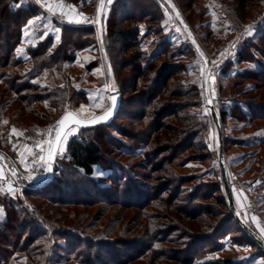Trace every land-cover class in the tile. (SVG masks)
<instances>
[{
  "label": "rangeland",
  "instance_id": "374dc122",
  "mask_svg": "<svg viewBox=\"0 0 264 264\" xmlns=\"http://www.w3.org/2000/svg\"><path fill=\"white\" fill-rule=\"evenodd\" d=\"M66 1L77 7L76 10L67 13L75 17L74 19L70 20L68 15L64 18L52 17L46 14L44 7L37 4L36 0H20L19 5L32 4L39 8V14L32 19L34 26H27V36H25L26 28L23 29L22 42L13 52L15 59L22 62L17 69L21 77L32 73L34 63L31 61L30 52L35 50L41 41L48 42V52L53 53L61 45L65 33L69 34L70 30L81 25L80 14L93 18L101 15L104 29L111 9L117 2V0H111V3L108 0ZM151 1L158 6L163 18L164 33L161 37L163 40L156 37L154 33L148 32L146 26L142 25L140 26L142 47L149 55L157 52L164 40L172 45L169 47L170 51L177 53L179 57L174 63L184 71L182 79L186 84H196L201 89L202 101L193 111L199 113L201 118H207L198 119L202 129L196 143L202 151L199 150L198 155L194 156L195 161H190L192 158L185 155L179 164L181 168L175 169V173H178L181 178L190 181L188 185L183 186L180 199L192 189L199 187L202 189L201 193H205L207 186H203V183H216L218 186L221 183V190L214 195L217 200L198 203H201L205 210L208 208L207 205L211 204V207L226 214V209L218 205L219 199L223 197L228 204L222 180V162L236 212L259 242L241 225H236V220L226 218L221 229L206 234L205 239L198 245V248L204 247L205 253H208L206 258H195L189 256L190 244L187 246L189 242L186 239L177 238L181 232L175 231L174 221L165 212L155 209L150 211L161 218L155 220L156 240L175 241L173 244L159 243L160 245H157L149 242L144 234L136 235L134 231L128 234L131 228L134 229L135 224L129 225L127 217L130 215L123 211L122 204L139 206L140 203H144L149 187L161 189L168 182L163 183L160 179L152 182L145 181L142 175L149 171L142 167L146 163L144 154L148 150L144 152L141 144L124 138L118 133H114V137L118 138L120 143H113L109 147V162L97 168L93 178L88 179L68 170L65 176L67 180L72 181V189L65 192L49 188L47 193L52 194L56 199L66 201L98 203V206L90 210V213L95 211L99 215L109 213L107 217L112 219L121 217L122 221L128 223L125 235L94 239L97 236H93L94 234L90 231L85 234L82 232L84 224L88 221L78 226L56 221L58 208L26 195L27 190L29 192L33 190L28 187L41 183L46 177L44 166L34 159L35 154L39 153V148L36 146L42 145L45 149L42 155H47V141L53 140L55 135L54 131L50 134V129L57 126L62 112L70 109L78 110L85 105L86 112L90 111L95 116L102 113L110 104V87L127 91L123 109H129L132 106L130 104L132 99L136 96L129 90L130 82L133 80L129 72L125 71L118 75L114 73L105 47L101 43L102 39L91 21L88 23L96 32L82 31L81 41L76 42L72 48L69 47L72 51V60L65 63L64 69L46 70L34 80L40 88V95H46L47 98L51 96L48 91L64 89L69 84L78 93L73 100L66 101L63 107L58 108V112H48L46 111V108H50L48 104L43 106L36 103L33 105L34 108L26 110L24 107L26 103L17 102L18 97L12 92H7L8 85L0 81V169L3 171L0 187L4 189L0 192V197L11 200L15 204L20 203L22 207L34 213L36 220L39 221L37 224L25 221L24 224L27 227L22 229L25 232L21 234L19 231L12 232L16 235L15 238H6L1 235L0 264H77L74 261L76 253H73L78 246L82 249L94 247L96 252L109 248L112 252L116 250L122 253L130 242L134 243L133 248L140 249V252L151 246L152 252L163 253L171 257L172 261L180 260L179 262L158 261V264H264V236L261 235L257 224L252 221V217L255 216L260 226L264 227V110H262L264 107V0H245L246 3L242 7L239 4L240 0ZM99 7H102L100 12ZM126 9L129 10V6ZM113 43L116 53L114 58L121 62L125 57L119 51L120 44L116 40ZM240 52L245 59L243 62L237 61ZM205 81L208 83L210 81V98L207 97L204 89ZM29 82L28 78L21 80V83ZM79 93L85 101H79ZM50 100L51 97L48 101ZM9 101L14 103L8 107ZM209 105L216 110L219 127L212 119ZM235 106L237 109L234 108ZM138 108L139 106L130 109L137 111ZM222 108L228 113L224 126L220 121ZM32 109L35 114H31ZM239 109L247 113H250V109L259 113L253 122L240 121L232 117L234 111ZM120 117L116 123L118 130L123 133H134V128L130 126L132 119L127 115ZM238 117L243 119L241 115ZM244 119H252V115ZM13 128L16 129L15 133L12 131ZM73 129L74 131L67 136L66 142H63V150L59 152L56 169H61L66 163L65 156L69 141L81 135L78 128ZM219 133L223 151L222 160L218 155ZM27 149L32 150L31 154ZM147 153L150 157L153 156L152 150ZM22 154L28 169L21 163ZM13 170L17 172L15 175ZM114 172L117 173L116 180H113L112 175L110 176ZM160 176L161 174L155 175V177ZM176 182L163 194V198L176 192L175 189L179 186ZM9 185L13 189L11 193L8 191ZM66 194L69 196L66 197ZM152 194L153 192L150 195ZM108 201L113 202L107 204ZM17 205L14 206L17 208ZM38 209L42 213H39ZM49 210L54 211V214L44 219L42 215ZM132 213L136 212H129V214ZM90 219L89 217L87 220ZM221 219L223 220V217ZM4 221L5 214L3 205L0 203V224L3 225ZM15 224L17 225L15 229L20 230V223ZM42 233L45 235L41 236ZM39 235L44 242L37 240L35 244H31V239L33 237L37 239ZM83 235L87 237L88 243L81 242ZM116 243L120 245L117 246ZM25 247L39 248L38 255L41 253V257H30L25 252ZM149 256L150 253L146 257Z\"/></svg>",
  "mask_w": 264,
  "mask_h": 264
},
{
  "label": "trees",
  "instance_id": "16d2710c",
  "mask_svg": "<svg viewBox=\"0 0 264 264\" xmlns=\"http://www.w3.org/2000/svg\"><path fill=\"white\" fill-rule=\"evenodd\" d=\"M19 3L20 0H0V81H4L8 85L7 92H12L18 97L17 102L26 103L24 106L26 110L31 107L34 108L33 105L36 103L43 106L48 104L50 108L45 107L48 112H58V108L63 107L66 101L73 100L78 93L69 84L64 89L58 88L54 91H48L51 95V100L48 101L50 97L47 98L45 97L46 95H40V88L34 83V80L46 70L56 69L61 71L64 69L65 63L72 60V51L69 47L72 48L76 42L81 41L82 31L92 32V30H95L91 26L73 28L69 31V34L65 33L66 35H64L61 45L53 53L48 52V42L41 41L36 49L30 52L31 61L34 63L32 73L21 77V73L17 69L22 65V62L15 59L13 52L22 42L23 29L28 26L29 20L39 14V8L32 4L24 6L19 5ZM245 3V0H240V7ZM127 6H129V10L126 9ZM158 9V6L154 2L152 3L151 0H117L114 4L110 17L107 19L106 27L103 29L101 43L105 47L109 64L114 73L118 75L128 71L133 79L129 87V90L136 95L132 99V103H130L132 106L129 109H123L127 91L119 90L122 100L116 119L110 125H102L92 129H79L81 132L79 138H72L67 145L65 165L61 169H56L55 166V177L52 184L39 190H31L30 192L27 190L26 195L43 200L51 207L58 208V213L55 217L56 221L77 226L88 221L84 224L82 232L85 234L90 231L94 234L93 236H97L94 239L125 235L128 223L122 221L121 217L112 219L107 217L109 213L102 215H99L96 211L90 213V210L98 206V203L79 200L66 201L60 198L56 199L52 194L47 193L49 188L65 192L72 189V181L67 180L65 176V172L68 170L74 171L88 179L93 178L96 169L109 162V147L113 143H120V140L114 137V133H118L124 138L141 144L144 152L152 150V157L147 153L148 151L144 154L146 163L142 168L149 171L142 175L145 181L152 182L160 179L163 180V183L168 182L161 189L149 187V193L145 194L144 203H140L139 206L122 204L123 211L130 215L127 217L129 225L135 224L133 226L134 229L131 228L128 234H132V231L136 235L144 234L149 242L157 245L161 243L173 244L175 241H167V239L156 240L154 229L157 225L155 220L161 218L153 215L150 210L163 211L174 221L175 231L181 232V235L177 238L180 240L186 239L189 242L187 245L189 246L190 244L189 256L206 258L208 253H205L204 247L203 249L198 248V245L205 239V235L221 229L225 224L226 218L233 221L236 218L225 197L219 199L218 205L226 209V214L211 207V204L207 205L208 208L205 210L201 203H198L217 200L214 195L221 190V183H219V186L216 183H203V186H207L205 193H201L202 189L199 187L192 189L180 199L183 186L188 185L190 181L181 178L178 173H175V169L181 168L179 164H181L185 155L192 158L190 161H195L194 156H197L199 150H201V147L198 148L196 143L202 129L198 119L207 118H201L199 113L193 111L194 108H198L202 101L201 89L196 84H186L182 79L184 71L174 63L175 59L179 57H177V53L170 51L169 47H172V45L164 40L160 49L149 55L146 54L142 47V41H140V26L142 25L146 26L148 32L154 33L156 37L158 36L163 40L161 38L162 33H164L162 31L163 18L160 14V9ZM115 40L120 44L119 51L125 57L121 62L114 58L116 53L114 52L113 42ZM237 61H245L241 52L238 53ZM222 74L224 75V73ZM23 78H28L30 82L21 83ZM225 78L229 79L228 76H225ZM78 97L79 101H85V98L80 93ZM13 103V101H9L7 106L9 107ZM136 106H139L138 110L131 111L130 108L133 109ZM234 108L237 109V106ZM262 110H264V107H262ZM64 112L60 114V117ZM249 112L239 109L234 111L232 117L240 121H255L259 112L251 109ZM31 114H35L34 109L31 110ZM249 114L252 115V119H244L246 116L250 118ZM123 115H127L132 119L130 126L134 128V133H123L116 127V123L121 118L120 116ZM227 115V111L222 108L220 110L222 126L226 123ZM240 115L243 119L238 117ZM260 118L263 119V117ZM207 153L209 154L208 150ZM156 174H161V176L155 177ZM111 175L113 180L118 178L115 172L114 174L111 173ZM174 182L179 184L180 187L177 185L176 189L174 187L176 192L170 193L168 197L163 198V194L170 189L169 187ZM214 187L216 188L214 189ZM151 192H153L152 195H150ZM65 196L67 197L69 194ZM110 202L113 201H108L107 204ZM0 203L3 205L5 214V221L3 225L0 224V240L1 235L6 238H15L16 235H13L12 232L16 233L19 231L20 234L25 232V230H22L27 227L24 224L25 221H30L33 224L39 222L36 220L34 213H31L26 207H22L20 203H16L18 204L17 208L14 206L16 204L13 201L6 198H2ZM116 204L118 203L116 202ZM181 204L184 206L182 207ZM38 211L42 213L40 209ZM131 211L136 213L129 214ZM19 212L20 214L18 215ZM53 212L49 210L42 216L44 219L48 218L54 214ZM89 217L91 219L87 220ZM221 217H223V220ZM16 222L20 223V230L15 229L17 226ZM235 222L239 226L237 220ZM40 235L43 236L45 233ZM40 235L37 236V239L33 237L30 243L35 244L37 240L44 242L43 238H39ZM85 237V235L82 236L81 242L88 243L87 237ZM129 244L122 253L116 250L112 252L109 248L106 250L100 249L96 252L94 247L82 249L78 246L74 249L75 252L73 254L76 253L74 261L77 264H158V261H180H172L171 257L165 256L163 253L154 251L153 253L151 246L140 252V249L133 248L134 243L131 244L130 242ZM116 245L120 244L116 243ZM25 248V252L30 257H41V253L38 255L39 248ZM149 253L150 256L146 257Z\"/></svg>",
  "mask_w": 264,
  "mask_h": 264
},
{
  "label": "snow or ice",
  "instance_id": "6c2138e0",
  "mask_svg": "<svg viewBox=\"0 0 264 264\" xmlns=\"http://www.w3.org/2000/svg\"><path fill=\"white\" fill-rule=\"evenodd\" d=\"M109 3H111V0H108ZM36 3L41 5L42 7L46 8L48 12H51L55 14L57 11H60L62 15H68L67 13L64 12L65 5L62 3H55L54 0H36ZM74 11V9H73ZM82 16V14H80ZM68 18L74 19L75 17L68 15ZM86 19V18H85ZM77 22H79V19H77ZM29 26H34L33 21L29 20L28 21ZM28 35V30L27 27L25 29V36ZM201 72H203V69H201ZM113 102L115 101V96L111 97ZM111 115V109H109L105 115L93 119L91 121H81L79 118H77L73 113H66L65 116L60 119L57 122V126L54 129H50V134L51 132H55V137L54 140H49L47 141L48 143V149H47V155H42V153L45 152V149L42 145L38 144L36 147L39 148V153L35 154L34 159L37 160L39 163H41L46 171H51V164L53 162L54 155L57 150L62 151L63 150V141L67 139V136L69 135L70 132L74 131V129L70 128L69 125L75 124V125H80L82 123H96L98 120H106L108 116ZM67 129V131H66ZM13 133L16 132V129H12ZM27 148V146H25ZM27 151L31 154L32 150L27 149ZM21 163L24 164L25 168L28 169V164L25 163V157L23 154L21 155ZM13 175H15V170H13ZM29 176L31 178V173H29ZM0 178H3V171L0 169ZM4 189L0 187V192H2ZM8 191L11 193L13 191L12 186H8ZM246 199V197H245ZM238 203H239V198H238ZM252 221L257 224V227L261 233L262 236H264V227H261L259 222L257 221V218L255 216L252 217Z\"/></svg>",
  "mask_w": 264,
  "mask_h": 264
},
{
  "label": "water",
  "instance_id": "95a60500",
  "mask_svg": "<svg viewBox=\"0 0 264 264\" xmlns=\"http://www.w3.org/2000/svg\"><path fill=\"white\" fill-rule=\"evenodd\" d=\"M109 92H110V96H109L110 104H109V107L105 111H103L102 113L92 117L91 119H82V118H80L77 115L76 110L70 109V110L65 111L63 113V115L59 118V120L62 119L65 116L66 113H73L81 121L87 122V121H91L93 119H96V118H99V117L105 115V113L109 109H111V115L108 116V118L106 120H98V122H96V123H82L80 125L71 124V125H69V127L72 128V129L73 128L92 129V128H96V127H99V126H102V125H110L116 119V117L118 115V112H119L120 107H121V100L122 99H121V94H120L118 89H114V88L110 87L109 88ZM113 96H115V98H116L114 102L111 99V97H113ZM209 107H210V111L212 113V119H213L215 125L217 127H219L218 115L216 113V110H215V108L212 105H209ZM66 131H67V129H66ZM54 137H55V135H54ZM54 137H53V140H54ZM220 138L221 137H220V133H219V151H218V155H219V158L222 160L223 151H222V146H221L222 144H221V139ZM59 152H60V150L56 151V153L54 155V158H53V162L51 164L52 170L50 172L46 171L45 179L39 184H36L34 186L28 187V189L39 190V189L46 188V187H48V186H50L52 184V182L54 180V177H55V166H56V162H57V158H58ZM15 172H16V170H15ZM221 172H222V180H223V184H224V188H225V193H226V196H227L228 204H229L230 208L232 209V211L234 213V216H235L237 222L239 223V225H241L244 228V230H246L247 232L252 234L250 229L243 223V221L240 219L238 213L236 212V209H235V206H234V203H233V199H232V195H231L230 190H229L226 170H225L224 164L222 162H221ZM252 237H253V234H252ZM253 238L256 241H258L255 237H253Z\"/></svg>",
  "mask_w": 264,
  "mask_h": 264
},
{
  "label": "built area",
  "instance_id": "2783aa9c",
  "mask_svg": "<svg viewBox=\"0 0 264 264\" xmlns=\"http://www.w3.org/2000/svg\"><path fill=\"white\" fill-rule=\"evenodd\" d=\"M55 3H62L63 5H65V8H64V12L65 13H68L69 11L71 10H76L77 7L75 5H73L72 3H68L66 0H56L54 1ZM99 12L102 11V7H99ZM44 11L46 12L47 15H50L52 17H55V18H64L65 15H62L60 11H57L55 14L51 13V12H48L46 10V8H44ZM86 18V19H85ZM93 21V26L97 29L98 31V34L100 35V37L102 38V33H103V22H102V18H101V15H96V18H93L92 16H81V19H80V24L81 25H78V26H91L88 22H91ZM208 71H211L210 68H207ZM204 89L206 91V95L208 98H210V94H209V83L207 81H205V84H204Z\"/></svg>",
  "mask_w": 264,
  "mask_h": 264
},
{
  "label": "bare ground",
  "instance_id": "6f19581e",
  "mask_svg": "<svg viewBox=\"0 0 264 264\" xmlns=\"http://www.w3.org/2000/svg\"><path fill=\"white\" fill-rule=\"evenodd\" d=\"M210 83V81H209ZM77 115L82 119H91L95 115L90 111H85V105H82L78 110H76ZM66 142V141H65Z\"/></svg>",
  "mask_w": 264,
  "mask_h": 264
}]
</instances>
